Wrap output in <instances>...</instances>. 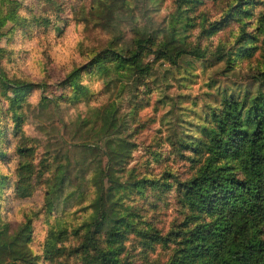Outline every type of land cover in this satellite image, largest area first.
Instances as JSON below:
<instances>
[{
    "label": "trees",
    "instance_id": "obj_1",
    "mask_svg": "<svg viewBox=\"0 0 264 264\" xmlns=\"http://www.w3.org/2000/svg\"><path fill=\"white\" fill-rule=\"evenodd\" d=\"M162 1L90 0L87 15L97 27L119 29L129 25L133 35L128 45L112 40L92 55L90 64L106 78V88L114 84L123 88L125 83L138 88L153 74L154 62L176 66L184 55L203 59L210 53L218 59L224 57L232 67L231 58L250 59L260 49L261 60L250 67L254 70L252 84L236 91L222 89L219 101L204 109L200 124H194L192 129L180 124L179 131H174L171 145L190 161L194 171L187 179L173 183L167 176L162 180L139 177L133 168H127L135 143L125 135L114 102L96 108L94 117L81 118L79 123L92 140L82 146L100 151V157L95 161L92 156L93 163L87 167L90 173L86 184L93 196L82 207L86 214L70 228H51L40 254L30 246L31 217L12 229L0 215V264H132L126 250L131 237L142 247L143 255L157 245L170 250L165 261L154 264H264V4L263 11L256 14L253 33L246 27L255 15L254 6L260 4L257 0H231L228 9L214 20L202 12L194 14L203 5L202 0H174L175 11L164 24L147 19L143 26L139 25V19L145 17L141 2L146 7ZM4 6L5 0H0V29L16 17L15 8L4 14ZM87 15L82 20L87 21ZM235 18L239 32L229 46L219 44L215 51H209L187 40L189 29L199 26V35L209 37ZM256 41L259 46L253 45ZM146 57L153 59L145 61ZM76 76L74 69L60 83L71 86V95H42L38 107L94 98L86 85L76 81ZM34 85L37 84L9 78L0 71V89L2 96L11 100L8 109L12 116L11 126L0 124V160L17 158L16 178L11 181L0 173V189L12 185L17 196L27 197L42 184L44 205L52 210L62 200L73 198L80 202L87 195L83 190L66 191L72 186L67 165L57 163L46 149L38 157L40 141L23 129L26 117L17 110ZM7 90L13 94L11 98ZM10 129L16 140L12 153ZM155 187H175L177 193L180 215L165 232L124 199L130 198L131 192L145 199L147 190ZM69 240L75 243L68 244Z\"/></svg>",
    "mask_w": 264,
    "mask_h": 264
},
{
    "label": "rangeland",
    "instance_id": "obj_2",
    "mask_svg": "<svg viewBox=\"0 0 264 264\" xmlns=\"http://www.w3.org/2000/svg\"><path fill=\"white\" fill-rule=\"evenodd\" d=\"M202 1L203 5L194 14L205 13L210 20L219 18L231 2ZM257 1L260 4L254 6L255 15L249 19L251 23L246 27L250 33L254 32L256 14L263 11L264 0ZM89 6L90 0H5L3 9L5 14L7 10L15 8L16 17L14 22H7L0 29V71L9 78L37 84L25 93L21 108L17 110L26 117L23 129L27 135L40 141L38 157L46 149L57 163L67 165L72 186L66 191L83 190L87 195L80 202L73 198L62 200L54 209L48 210L44 205L45 187L42 184L27 197L17 196L12 185L0 189L2 220L9 222L14 229L26 217H31L33 240L30 246L37 254L42 253L49 230L75 225L81 215L86 214L82 207L93 196L86 184L90 173L87 167L93 163L92 156L95 161L100 157V151L92 146L89 149L91 152L82 146L83 143L91 144L92 140L80 125L81 118L94 117L96 108L109 101L114 102L123 121L125 135L135 143L127 168H133L139 177L162 180L167 176L172 183L174 180H184L191 176L194 169L190 161L181 157L171 145L174 131H179L180 124H184L185 129L200 124L204 109L219 101L222 89L236 91L239 87L251 85L250 76L254 70L250 67L261 60L260 49L250 59L231 58L232 67L224 57L218 59V56L210 53L203 59L184 55L176 66L152 63L153 74L136 89L130 83H125L123 88L119 84L106 88V78L101 77L95 66L90 64L92 55L108 46L112 40L128 45L133 35L129 25H122L119 29L97 27L87 15ZM141 6L145 17H141L138 23L142 26L147 19L164 24L169 14L175 11L174 0H163L159 5L146 4V7L141 2ZM83 15H87V21L82 20ZM199 31V26L189 29L187 40L215 51L219 44L229 46L234 43L239 24L235 18L209 37L200 36ZM262 37L260 35L259 39ZM259 41L253 45H258ZM152 59L146 57L145 61ZM74 69L77 71L76 81L86 85L94 98L76 104H49L45 109H40L38 101L42 95L51 98L72 94L71 86L60 83ZM3 93L1 88L0 124L11 126L12 116L8 109L11 100L3 97ZM6 94L10 98L13 95L10 90ZM8 133L12 139L9 153H12L16 140L11 129ZM103 161L106 162L105 157ZM16 162L14 156L8 162L0 160V173L8 175L11 181L16 178ZM124 199L127 205L148 216L164 232L172 220L180 215L175 187L170 190L159 187L148 189L145 199L131 192L130 198ZM67 243L74 244L75 240ZM126 250L132 264H154L165 261L170 254L169 249L157 245L153 251H148L147 256L143 255L142 247L133 237L127 240Z\"/></svg>",
    "mask_w": 264,
    "mask_h": 264
}]
</instances>
